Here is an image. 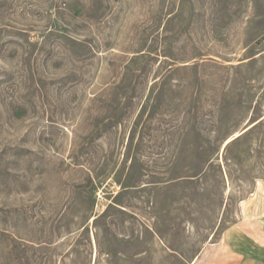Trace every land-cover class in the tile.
<instances>
[{"label": "rangeland", "instance_id": "rangeland-1", "mask_svg": "<svg viewBox=\"0 0 264 264\" xmlns=\"http://www.w3.org/2000/svg\"><path fill=\"white\" fill-rule=\"evenodd\" d=\"M258 220L264 0H0V264L264 263Z\"/></svg>", "mask_w": 264, "mask_h": 264}, {"label": "crops", "instance_id": "crops-1", "mask_svg": "<svg viewBox=\"0 0 264 264\" xmlns=\"http://www.w3.org/2000/svg\"><path fill=\"white\" fill-rule=\"evenodd\" d=\"M236 235L240 238H244L245 240L249 241L252 244V246H254V248L258 250V257L264 254V228L261 226V221L258 220V233L255 232L254 234H248L244 232L243 230H241ZM229 240L230 239H228V237H226V240L224 239V242H228L227 244L228 252L242 259L241 261L243 260L246 261L250 257V255L246 253V251L238 248L235 243ZM258 261H259L258 264H264L260 260Z\"/></svg>", "mask_w": 264, "mask_h": 264}]
</instances>
